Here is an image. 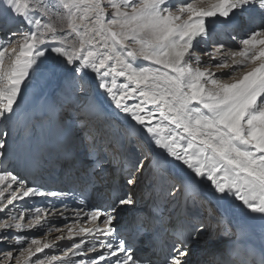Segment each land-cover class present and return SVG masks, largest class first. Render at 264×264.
<instances>
[{"label": "snow or ice", "instance_id": "obj_1", "mask_svg": "<svg viewBox=\"0 0 264 264\" xmlns=\"http://www.w3.org/2000/svg\"><path fill=\"white\" fill-rule=\"evenodd\" d=\"M238 12H258V30L240 41L238 51L224 44L208 51L209 23L230 20ZM4 29L0 37V121L16 115L34 74L48 71L49 78H55L72 73L76 79L91 70L98 78V88L130 122L115 120L88 131V154L94 157L89 161V182L104 171L111 151L113 159L123 161L125 185L133 186L143 177L149 191L164 201V208L175 203L172 212L177 213L175 221L169 213L167 231L161 215L155 235L145 233L152 241L151 255H137L118 227L120 213L136 201L123 187H116L106 206L94 205L83 215L76 213V222L66 226L72 244L62 256L44 254L40 258L38 253L57 244L31 238L26 248L20 247L16 264H189L193 244L204 233L212 235L215 216L201 212L211 206L205 188L217 201L234 197L250 213L264 217V0H212L207 4L188 0H0V31ZM202 42L210 66L228 72L218 75L208 68L202 70ZM8 45H12L10 51ZM137 61L147 63L139 66ZM229 74V81L220 78ZM118 77L128 83L118 85ZM134 98L136 103H127ZM84 126L88 129V122ZM10 135L7 126L0 128V165L10 161L17 150L25 155L32 152L31 135L18 136L12 143ZM77 157L69 140L58 163L76 167ZM0 185H6L0 191V205L5 193L9 194L6 205L0 206V213H7L0 219V241L14 239L17 245L27 238L19 233L13 236L12 230L43 226L47 219H42L41 212H54L55 206L36 208L34 213H13L8 206L15 208L17 200L26 198L62 200L69 195L29 185L8 166L0 167ZM154 206L160 207L155 200ZM220 231L217 227L216 232ZM75 237H80L79 242ZM165 244L166 254L158 256L155 249L163 251ZM3 255L0 264L13 259L14 253ZM223 264H264V244L257 248L246 235L234 237Z\"/></svg>", "mask_w": 264, "mask_h": 264}, {"label": "bare ground", "instance_id": "obj_2", "mask_svg": "<svg viewBox=\"0 0 264 264\" xmlns=\"http://www.w3.org/2000/svg\"><path fill=\"white\" fill-rule=\"evenodd\" d=\"M188 2H193L197 4L200 3L207 4V3H211L212 0H188ZM253 18L255 22H253ZM259 23H260V17L258 12H242V13L238 12L235 16H233L230 20L227 21H224L223 18H220L219 20H215L214 22L209 23L210 32L207 38V43L211 38H214L215 43L210 48L214 49L217 45L224 44L227 49L234 50L235 46L241 47L240 41L246 38L251 33V31L258 30L257 25ZM6 30L7 29H4L3 31H0V33L5 32ZM199 49L201 50L200 51V54H202L201 56L205 57L203 55V52L205 51L203 42L201 43ZM137 63L139 66H145L147 62L137 61ZM250 67L251 65H248L245 71H247ZM213 70L215 71V69ZM78 78L79 79L77 81L79 82L81 81L82 83L84 80L86 86L88 85L87 86L88 91L92 92V97H90L89 103L83 108L82 112L77 115L76 119L79 120V122L71 123L68 126L65 123L64 126H61V122H63L64 119L63 121L58 120V113L60 112V109L62 107L61 105L65 101L72 103L73 98L70 97V95L72 92H74L73 90H71V84L73 83V81H75V79H73V76H71L70 73H60L55 78H49V72L44 71L42 74H34L33 79L29 81V87L24 90L22 94V98L19 100V107L16 108V115L13 116L9 121H0V128H4L5 126H7L9 132L11 133V135L9 136V141L10 143H12L16 141L18 137L17 136L18 132L19 131L22 132L25 129L23 128L25 122H27L26 129H28V127L31 126L30 124L32 123V121L34 122V120L38 122L39 121L43 122L44 125H39L40 127L43 126L41 127L42 129H40L39 126H38L39 128L36 127L38 128V130L40 129L39 132L36 129L35 131H31V133L30 132L28 133V135L32 134L31 135L32 145H33L32 152L28 155H25L20 150H17L11 155L10 161H5V165H7L8 167L10 166L12 170L16 169L19 171L20 169V171H22L23 169H25L26 171L24 170V174H25L24 176L28 177L31 175L30 168L36 166L37 168L39 167V169L40 168L46 169L50 165H52L54 161H56L57 166L55 165V167H53L52 169L46 170L48 174L45 175L46 178L45 182L43 181V179L40 181V176L43 174L44 171L41 170L35 172L34 175L37 176L36 178L37 184H44L43 185L44 188L48 190H59L67 193H70L71 192L70 190L72 188L77 187L78 188L77 195L78 196L81 195L82 197L85 196L86 191H88L89 194V189H90L89 184L85 183V180L88 177L87 174L89 172L88 171L89 168L87 169L86 166H78V163L76 167H68V166L61 167V164L58 163V160L62 159L61 157H62L63 149L65 147L62 145L63 144L66 145V143L69 140H71L74 143L76 150V147L79 145L77 141L78 139H77L76 130H78L79 127L82 126V122L85 123L88 122L89 127L88 129L85 130L83 129L84 136L79 138L83 140L84 138H88V140H91V137L88 135V131L91 130L95 132L97 125L100 124L106 125L108 122H112L115 120H119L127 124L130 122V117L126 118L123 113H120L117 110H115L114 105L112 104L110 98L107 96L106 92L98 88V78L96 77L95 73L91 72V70H88ZM58 79H60V81ZM63 82H65L66 85L68 86L66 94L62 93ZM117 83L119 85L128 82L124 78L118 77ZM81 85L82 84H80L79 86ZM76 86L78 85L76 84ZM136 102L137 100L135 98L127 101V103L129 104H133ZM90 106H94V107H90ZM61 113L59 114V117L64 118V115ZM69 113H71V111H69ZM32 125H33L32 128L35 129V124ZM15 129H17V131ZM28 135H23V136L27 137ZM44 153H45V159L40 160V158H38V156L40 155L38 154H41L42 156ZM122 163L123 161L119 157H117L114 160H112V167L114 168L111 169V171L108 172L107 174L105 173L106 174L105 177H103L102 175L98 177L97 174V176L95 177V181H96L95 185L98 186L97 188L93 189V191L91 190L92 191L91 194L93 197L99 196L100 200L92 201V200H88L87 197H83L77 200L79 201L78 204L82 206L81 215H83V212L89 210L92 205L100 204V206H106L108 202L110 203L113 196H110L108 192H109V188L110 189L112 188L113 180L114 179L118 180L117 187H120L119 180L122 177H124V173L121 171ZM50 171H52L53 173L49 174ZM73 172H75V176H72ZM60 176H61V180L57 179ZM48 180H52V181L49 182ZM147 183L148 182L143 177H141L139 183L133 185V188L136 189L135 192H130L129 187L127 185H124L126 192H129L133 195L136 203L130 209H128L127 213H125L124 216H121L119 220L120 221L124 220L126 224L123 226H129L131 229L134 227L136 223L141 221L143 222V228L146 229V231L144 230L145 231L144 237H146V239L145 240L143 239L144 241L139 240V243L142 242V244L141 245L139 244L138 250L140 249L147 250L148 252H150L149 255H151L152 249L150 246L152 241L148 239V236L145 235V233L150 235H155L156 228L161 226V220L159 219L161 215L163 219L164 230L167 231L169 224V213L172 214V220L174 221V213L172 212V210L176 208V204L173 203L169 205L167 209L164 208L162 210L161 204L163 200L159 199L155 193L149 191L147 187ZM103 185H104V189L102 187ZM142 186L144 189L142 188ZM141 188L144 191L140 193L138 192V190ZM99 189H101L102 191L101 190L99 191ZM103 190H105L104 192L105 198L102 197ZM204 195L207 196L209 201H211V206L208 207L206 205V208L201 209V212L204 213L205 216L207 215V213H212L215 216L214 220H220V224L211 225L210 231L212 232V235L211 237L210 236L208 237L209 239L207 238L208 241L205 242L204 245L202 244L201 241H203V237H205L207 233L201 236L202 238L200 241L195 242L193 244L192 251L187 259L189 261V264H192L194 260H199V258H201L202 254L205 252V249L208 247L211 248L212 250L211 253L214 255L209 256L210 259L206 258L209 260H205V262H207V264H223L224 252L227 250L225 241L227 239L231 240L232 238L237 237L241 233L240 231L241 227H243L244 229V227H246L251 220L260 219L262 216L260 214L250 213L249 210L246 209V207L242 204V202L236 201L234 197H230L226 201L225 200L217 201L208 194L207 188L204 189ZM43 199L41 200V202H44V204L48 206V207H44L43 209H51L53 206L50 204L49 201L51 199L50 198L48 200H43ZM56 199L58 200V198ZM154 200L156 204L160 205L159 208H156L154 206ZM189 203H191V201H189ZM138 206L144 208L143 209L144 214L137 213ZM68 209H72V207ZM78 211L74 209V213H77ZM48 212L51 213V211ZM73 215L67 217L66 215L63 214L61 215V217H63L62 219L65 220L76 219V214ZM153 217L157 218L158 221L153 220ZM206 220L205 222H208ZM214 222L216 223V221ZM192 223H195V220H193ZM217 227H219L221 231L216 235L213 232ZM140 228L141 226L140 227L138 226L137 230L133 232L132 236L127 239L129 243H133L134 238H140L139 235L140 232L138 230ZM226 228L230 230L225 231L224 229ZM138 250L136 249V251ZM155 251L158 256L162 257L167 252V244L164 245L163 251H161L159 247H157ZM73 260L75 259L73 258Z\"/></svg>", "mask_w": 264, "mask_h": 264}, {"label": "rangeland", "instance_id": "obj_3", "mask_svg": "<svg viewBox=\"0 0 264 264\" xmlns=\"http://www.w3.org/2000/svg\"><path fill=\"white\" fill-rule=\"evenodd\" d=\"M173 3H176V0H173L172 1ZM7 31V30H6ZM5 31V32H6ZM5 32H3V33H0V37H3L4 35H5ZM228 41H229V39H228ZM231 42V41H230ZM215 43V39L214 38H211L209 41H208V43H207V50L208 51H211V50H213L212 48H210V47H212L213 46V44ZM234 43H235V41H234ZM204 45V44H203ZM8 47V49H9V51H10V49H11V47H12V45H8L7 46ZM240 49V47L239 46H235V48H234V50H239ZM201 50L199 49V52H200ZM202 55V54H201ZM207 57V58H206ZM206 58V59H205ZM8 61H9V58H8V56H5V64H8ZM202 61H203V63H202V65H201V67H202V70L203 69H205V68H208V69H210V71H214L213 69H215V71L213 72V73H217V74H220V73H223V72H228V69L227 68H225V69H217V68H215V67H213V66H210V64L208 63V62H206V61H209V57L208 56H205V57H202ZM215 62H212V64H214ZM209 65V66H208ZM245 69L246 68H243V71H245ZM71 74V76H73V74L72 73H70ZM230 75L231 74H229V75H225V76H222V77H220V78H222L223 80H225V81H229V78H230ZM236 75L237 76H239L240 75V72L239 71H237L236 72ZM79 78H76L75 79V81H73V83L71 84V90H73L74 92H72L71 93V95H70V97H72L73 99H72V103H69L68 101H65L61 106V109H60V112L58 113V120H60V121H63V119H64V121L63 122H61V126H64L65 125V123H66V125L68 126L69 124H71V123H74V122H79V120H77L76 118H77V115L79 114V113H81L82 112V110H83V108L89 103V99H90V97H92V92H90V91H88V85L86 86V84H85V82H84V80H83V82L81 83V81L79 82V81H77ZM59 81H60V79H58ZM74 84V85H73ZM76 84L79 86L80 84H82L81 86H76ZM75 86V87H74ZM67 85H66V83L65 82H63L62 83V93L63 94H66L67 93ZM75 88V89H74ZM65 105V106H64ZM61 111H62V113H61ZM69 111H71V113H69ZM63 114L64 115V118L63 117H59V114ZM75 115V116H74ZM73 119V120H72ZM75 120V121H74ZM4 123H7V122H4ZM32 124H35V129H33L32 127H33V125ZM31 126H29L28 127V129H24L22 132H18V134H17V136H23V135H28V133L30 132L31 133V131H35L36 129L38 130V128L40 127L39 125H44L43 124V122H38V121H35L34 120V122L32 121V123L30 124ZM85 122H82V126H80L79 127V129L78 130H76V134H77V141H78V143H79V145L76 147V152L78 153V157H77V160H78V166H86L87 167V169H88V171L90 172L91 171V168H90V165H89V161H91V160H93L94 159V157L93 156H90L88 153H89V150H88V147H87V144L88 143H90V140H88V138H84V140L83 139H80L79 137H83L84 136V130H85ZM39 126V127H38ZM36 127H38V128H36ZM41 127H43V126H41ZM40 127V129H42ZM30 128H32V129H30ZM39 129V130H40ZM84 129V130H83ZM16 131H17V129H15ZM30 130V131H29ZM39 130H38V132H39ZM26 131H28V132H26ZM25 132V133H24ZM20 133H22V134H20ZM33 133V132H32ZM32 135V134H31ZM85 141V142H84ZM78 149V150H77ZM38 155H40V156H38V158H40V160H43V159H45V153L41 156V154H38ZM82 156V157H81ZM107 156H108V162L106 163V167H105V169H104V171H102V172H98L97 174H98V177L99 176H103V177H105L106 176V174L108 173V172H110L111 171V169H113L114 167H112V160H114L113 158H112V153H111V151H108L107 152ZM55 162V161H54ZM55 164L53 163L52 165H50L48 168H46V169H41L42 171H44L43 172V174L40 176V181L43 179V181L45 182L46 181V178H45V175H47L48 173L46 172V170H49V169H52L53 168V166H54ZM3 166H7V165H5V162H4V165H0V167H3ZM10 167V166H9ZM22 170V169H21ZM16 174H18V176L20 177V178H22L23 180H24V182L25 183H27V184H29V185H33V184H35V185H40V186H42V187H44L43 185L44 184H37V182H36V179L35 178H27V177H25L24 175V173H23V170L22 171H20V169H19V171L18 170H16V169H14L13 170ZM45 173V174H44ZM53 172L52 171H50L49 172V174H52ZM106 173V174H105ZM72 176H75V172H73V175ZM42 178V179H41ZM123 179L124 178H122L121 179V181H122V183H121V186L122 187H124L123 185H124V182H123ZM88 182V183H87ZM95 178H94V182H89V179L87 178L86 179V184H89V194H88V192H86V197L88 198V200H92V201H95V200H100V197L99 196H92V191H93V189H95V188H97V186L98 185H95ZM6 185H0V191H3V189H4V187H5ZM15 187V186H14ZM103 187V189H104V185L102 186ZM144 187H145V185H144ZM125 188V187H124ZM142 188H143V186H142ZM139 189L138 190V192H143L144 190V188L143 189ZM78 188L76 187V188H72L69 192V194L70 195H68L67 197H71V199L72 200H74V201H76V199H78L79 197H77L76 196V190H77ZM106 189V188H105ZM92 190V191H91ZM101 189H99V191H100ZM142 190V191H141ZM102 191V190H101ZM104 192H105V190H103V195H102V197L103 198H105V196H104ZM8 193H5V196L2 198L3 199V205H6V201H7V198H8ZM67 197H65V198H63L62 200H58V201H55V200H57L56 198H53L52 199V197H51V200H49L50 201V204L51 205H54L55 206V211L53 212V211H51V213L50 212H41V217H42V219L43 218H46L47 219V223L46 224H43V226H41V227H37V228H33V229H30V230H12V235L14 236L15 234H17V233H19V234H22V235H25L26 236V238H27V241L26 242H24V243H22V245H17L16 243H15V240L14 239H12V240H7V241H0V260H4V253L5 252H7V251H12L13 253H14V256H13V259H11L10 261H7L6 262V264H16V261H15V256H18L19 254H20V247L22 246V247H27L28 246V242H30V240H31V238H36V239H40L42 242H55L56 244H57V247H55V248H51V249H45L44 250V253H38L37 254V256H40V258H43V255L44 254H46V255H49V256H62L63 255V253H64V251L68 248V247H71V244H72V241L71 240H69L68 239V233H67V230H66V226H71L73 223H75L76 222V219H62L63 217H61V214H60V212H62L63 211V214L64 215H66L67 217L68 216H72L73 214H76V213H74V209L76 210V211H78L79 210V212H81L82 211V206H80V204H78V203H76V205H72V204H70V203H68L67 201H66V198ZM77 197V198H76ZM85 197V196H84ZM43 198H45V199H43ZM50 198V197H49ZM48 197H33V198H31V199H25V200H17L16 202H15V208H12L11 206H8L9 207V210L10 211H12L13 213H18V211L19 210H24L26 213H33L34 212V210L36 209V208H41V209H43L44 207H48L47 205H45L44 204V202H41V200L43 199V200H48L49 199ZM92 198V199H91ZM39 199V200H38ZM65 199V200H64ZM53 200V201H52ZM87 200V201H88ZM39 202H40V204H39ZM48 202V201H47ZM109 203V202H108ZM68 204H69V206L71 207H73L72 209H68V208H70L69 206H68ZM3 205H0V206H3ZM96 205H99L100 206V204H96ZM92 206H94V205H92ZM91 206V207H92ZM162 207V210L164 209V201L162 202V205H161ZM68 207V208H67ZM81 207V208H80ZM90 207V208H91ZM140 206H138L137 207V213H139V214H144V212H142L141 211V209L143 210L144 208H142V207H140ZM90 210V209H89ZM89 210H87V211H89ZM86 211V212H87ZM125 213H127V210L126 211H122L121 213H120V217L121 216H124L125 215ZM6 215H7V213H0V219H2V218H5L6 217ZM46 215V216H45ZM50 215V216H49ZM49 216V217H48ZM74 216V215H73ZM207 221V220H206ZM214 221H216V220H213L212 222H211V225H215V224H217V223H215ZM25 223L27 222L26 220L24 221ZM206 223H208V222H206ZM214 223V224H213ZM126 224V222L124 221V220H119V222H118V227H121L120 229H121V235H125L124 237L126 238V239H128V238H130L131 236H132V234H133V232H135L136 230H137V227L139 226H141L140 224H141V222H138V223H136L135 225H134V227L131 229L129 226H123V225H125ZM84 226H89L87 223H84ZM57 228H59V229H61L62 231H57L56 229ZM127 229V230H126ZM143 229V230H142ZM217 229V228H216ZM215 229V230H216ZM146 231V229L145 228H143V226L139 229V232H140V238H136V241H133V243H130L135 249H137L138 250V248H139V244L141 245L142 244V242H140L139 243V240H141V241H144L145 239H146V237H144V232ZM149 230V229H148ZM147 230V231H148ZM214 230V232L213 233H215L216 235H217V232ZM127 231V232H126ZM131 232V233H130ZM204 234H206V233H204ZM203 235V234H202ZM219 235V234H218ZM58 236H61V237H63L62 239H60V240H57L56 238L58 237ZM207 236V237H206ZM220 236H221V234H220ZM141 237H144L143 239H141ZM209 237V234L207 233V235H205V237H203V241H201L202 242V244L204 245L205 244V242H207L208 240H207V238ZM215 237V236H214ZM101 239H103V237H100ZM202 238V237H201ZM206 238V239H205ZM218 238H219V236H218ZM75 240H76V242H79V239H80V237H75L74 238ZM209 239V238H208ZM200 244V243H199ZM208 245V244H207ZM89 246H91V245H89ZM211 247V246H210ZM144 248H146V247H144ZM210 250V251H209ZM216 250H218V249H216ZM139 251V252H138ZM137 251V255H144V254H148L149 255V253L150 252H148L147 250H138ZM208 251V252H207ZM211 248L209 249L208 247L205 249V252L202 254V257L201 258H199V260H194L193 262H192V264H207V262H205V260H209L210 258H209V256H211V255H214V254H212L211 253ZM148 252V253H147ZM207 252V253H206ZM42 254V255H41ZM191 257V256H190ZM74 259H77V257H73ZM206 258H209V259H206ZM33 259H35V258H33ZM202 260V261H201ZM199 261V262H198Z\"/></svg>", "mask_w": 264, "mask_h": 264}]
</instances>
